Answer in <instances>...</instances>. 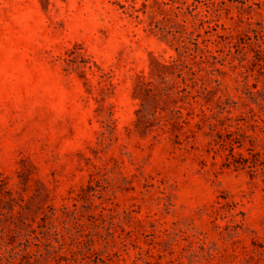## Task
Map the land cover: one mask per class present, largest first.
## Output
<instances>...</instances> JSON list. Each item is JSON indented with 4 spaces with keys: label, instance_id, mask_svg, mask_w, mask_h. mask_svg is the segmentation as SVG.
<instances>
[{
    "label": "rangeland",
    "instance_id": "obj_1",
    "mask_svg": "<svg viewBox=\"0 0 264 264\" xmlns=\"http://www.w3.org/2000/svg\"><path fill=\"white\" fill-rule=\"evenodd\" d=\"M0 264H264V0H0Z\"/></svg>",
    "mask_w": 264,
    "mask_h": 264
}]
</instances>
